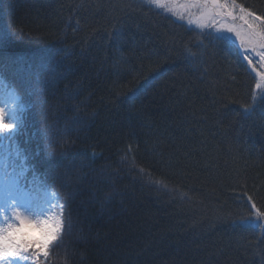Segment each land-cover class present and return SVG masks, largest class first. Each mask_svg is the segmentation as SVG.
Returning <instances> with one entry per match:
<instances>
[{
    "label": "trees",
    "instance_id": "1",
    "mask_svg": "<svg viewBox=\"0 0 264 264\" xmlns=\"http://www.w3.org/2000/svg\"><path fill=\"white\" fill-rule=\"evenodd\" d=\"M187 21L142 0H0L11 144L66 205L43 264H264V229L235 223L248 196L264 211V105L241 114L256 81L234 35Z\"/></svg>",
    "mask_w": 264,
    "mask_h": 264
},
{
    "label": "snow or ice",
    "instance_id": "2",
    "mask_svg": "<svg viewBox=\"0 0 264 264\" xmlns=\"http://www.w3.org/2000/svg\"><path fill=\"white\" fill-rule=\"evenodd\" d=\"M183 3L193 7L175 11L167 6L176 4L179 7L181 0H142L145 8L170 12L180 20L194 12L195 19L187 21L189 26L215 29L214 38L218 41L223 42L224 33L234 35L238 51L256 81L250 102L241 109L243 116L251 117L257 108L264 105V16L256 15L237 0H183ZM218 17L243 21V30L224 26L217 28ZM113 36L118 37L119 33L114 31ZM9 39L10 33L6 28L0 31V40L6 43ZM195 55L188 51L186 59L193 61ZM0 57L3 59L0 67L7 69L9 58L2 53ZM48 75L54 79L55 68ZM0 86L6 87L3 79H0ZM7 91L11 99L0 103V142L7 139L11 144L21 131L22 105L14 89ZM28 172L27 158L18 145L11 144L9 152L0 159V264H43L49 256V247L60 241L65 231L67 217L63 197L46 188L43 205L30 204L26 184L33 185L38 178L33 176L28 179ZM247 200L254 215L242 217L235 223L241 227L264 229V211L257 209L253 197L248 196ZM30 232L38 233V236L32 237Z\"/></svg>",
    "mask_w": 264,
    "mask_h": 264
},
{
    "label": "rangeland",
    "instance_id": "3",
    "mask_svg": "<svg viewBox=\"0 0 264 264\" xmlns=\"http://www.w3.org/2000/svg\"><path fill=\"white\" fill-rule=\"evenodd\" d=\"M169 9H173L175 11H183L185 8H192L193 6L190 4H184L183 0H181V4L178 7L176 4H169L167 6ZM167 12V11H166ZM168 14L172 15L170 12H167ZM176 17L175 15H172ZM189 18L195 19L194 12H190L188 15H185L184 19L188 20ZM226 20H230L231 22L228 24ZM232 25L237 26L236 29L243 30L244 24L241 20H235L232 21L231 18L225 19L224 17H218L217 18V28H220L221 26L224 27H230ZM215 30V29H214ZM0 79L2 77L0 76ZM6 85V84H5ZM11 99V96L9 92L7 91V85L6 87L0 86V103H4L6 101H9ZM10 145L8 141L5 139L2 142H0V159H2L10 150ZM28 179H31V177H28ZM46 188L40 183L39 179H37L36 183L33 185H27L26 184V191L29 192V200L28 202L34 206H41L43 205L45 199H46ZM48 189V188H47ZM50 190V189H48ZM58 211V209H57ZM30 236L36 237L38 236V233L30 232ZM43 259V258H42Z\"/></svg>",
    "mask_w": 264,
    "mask_h": 264
}]
</instances>
